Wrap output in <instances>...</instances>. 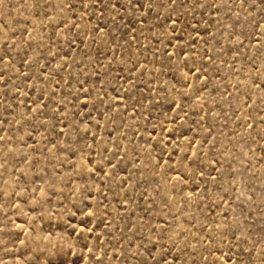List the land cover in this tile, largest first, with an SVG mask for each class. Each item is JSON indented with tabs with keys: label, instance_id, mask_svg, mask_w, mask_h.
<instances>
[{
	"label": "rangeland",
	"instance_id": "1",
	"mask_svg": "<svg viewBox=\"0 0 264 264\" xmlns=\"http://www.w3.org/2000/svg\"><path fill=\"white\" fill-rule=\"evenodd\" d=\"M0 264H264V0H0Z\"/></svg>",
	"mask_w": 264,
	"mask_h": 264
}]
</instances>
